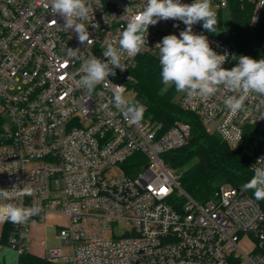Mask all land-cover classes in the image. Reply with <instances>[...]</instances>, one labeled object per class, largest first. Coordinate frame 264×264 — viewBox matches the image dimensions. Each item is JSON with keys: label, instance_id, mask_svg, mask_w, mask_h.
<instances>
[{"label": "built area", "instance_id": "built-area-1", "mask_svg": "<svg viewBox=\"0 0 264 264\" xmlns=\"http://www.w3.org/2000/svg\"><path fill=\"white\" fill-rule=\"evenodd\" d=\"M145 3L88 0L93 11L85 23L92 42L81 43L74 31L63 29L51 0H0V115L9 117V127L0 129V189L30 186L31 195L10 202L42 208L27 223L15 224L9 246L27 250L31 222L57 213L67 219L57 238L68 250L50 249L45 258L54 264H264V212L257 201L223 184L199 203L165 162L166 153L189 143L191 126L177 121L164 130L147 117L143 104L137 105L143 108L140 117L128 112L133 99L124 95L133 94L130 72L138 58L159 62L157 43L166 35L179 37L187 27L182 21L150 25L141 52L125 56L124 70L116 68L110 82L91 94L77 86L84 61L93 55L106 61V41H118ZM233 4L252 5L250 24L258 23L264 0H212L215 11ZM192 31L227 55L225 69L238 63L231 48L200 22ZM68 49H79L78 57ZM117 92L125 104H116ZM233 94L222 89L207 99H190L179 93L177 102L199 116L208 133L236 148L250 127L264 137V119L256 110L264 97L253 93L244 110L232 113L223 101ZM261 156L264 142L252 172Z\"/></svg>", "mask_w": 264, "mask_h": 264}, {"label": "clouds", "instance_id": "clouds-1", "mask_svg": "<svg viewBox=\"0 0 264 264\" xmlns=\"http://www.w3.org/2000/svg\"><path fill=\"white\" fill-rule=\"evenodd\" d=\"M51 8L53 14H59L64 19L65 31H74L81 43L92 42L85 23L93 11L88 0H51ZM169 19L182 21L187 27L179 37L166 35L156 45L165 90L174 85L177 93H184L190 99H207L222 89L228 90L234 94L226 96L223 102L232 113L244 110L245 101L251 94L264 97V59L241 55L234 67L225 69L223 65L227 55L217 54L205 35L193 33L192 26L200 21L208 32L216 31L218 19L212 0H194L191 4H183L181 0H146L142 9L129 18L127 26L119 33L118 41H106L103 46L106 61L95 55L84 61L81 68L83 75L77 86L86 94H91L97 85L110 82L107 78L115 75L116 68L124 70L121 60L125 56L135 57L141 52L149 26ZM68 52L70 57L77 58L79 49H68ZM115 102L118 106L126 103L119 92L115 94ZM256 110L261 114L260 119H264V99L256 105ZM142 111V106L128 109L134 118L140 117ZM253 172L252 178L241 186V191L252 190L256 200H264V156L253 165ZM31 194L32 189L27 185L22 189H0V201H9L0 203V223L25 224L39 215L42 211L39 206L23 207L10 202L15 197Z\"/></svg>", "mask_w": 264, "mask_h": 264}, {"label": "trees", "instance_id": "trees-1", "mask_svg": "<svg viewBox=\"0 0 264 264\" xmlns=\"http://www.w3.org/2000/svg\"><path fill=\"white\" fill-rule=\"evenodd\" d=\"M253 10L252 5L243 8L233 4L228 10L216 11L218 24L215 32L205 30L203 21H200V25L203 31L220 38L231 48L235 61L241 55L264 59V9L255 26L250 24ZM227 21L230 26H226ZM160 73L161 65L155 58L147 55L138 58L130 72L132 106L145 105L147 117L164 130L177 121L191 126L192 138L189 143L163 156L165 162L179 172L180 187L199 203L210 200L223 184L241 190V186L254 175L251 167L263 145V135L258 129L250 127L241 143L231 148L218 134L208 133L199 116L180 106L176 100L179 93L175 86L165 90ZM3 125L4 118L0 115V129ZM245 193L257 201L264 212V200H256L252 190ZM14 226L11 222H3L0 245H9ZM18 264L54 263L25 250L18 254Z\"/></svg>", "mask_w": 264, "mask_h": 264}, {"label": "crops", "instance_id": "crops-1", "mask_svg": "<svg viewBox=\"0 0 264 264\" xmlns=\"http://www.w3.org/2000/svg\"><path fill=\"white\" fill-rule=\"evenodd\" d=\"M67 223V219L63 214L57 213H49L46 216V221H33L29 226V232L25 241V246L27 250L41 258H45L46 251H47V244L50 240V235L54 233V237L57 241L61 242L57 238L58 231L61 227L65 226ZM2 224L0 223V237H1V230ZM5 254V252H4ZM14 264L7 260L5 256L1 257L0 253V264Z\"/></svg>", "mask_w": 264, "mask_h": 264}, {"label": "rangeland", "instance_id": "rangeland-1", "mask_svg": "<svg viewBox=\"0 0 264 264\" xmlns=\"http://www.w3.org/2000/svg\"><path fill=\"white\" fill-rule=\"evenodd\" d=\"M226 26H230L229 21L226 22ZM132 98H133L132 93L124 95L125 100H131ZM176 100H178V96H177ZM3 118H4V127L5 128L9 127L8 115L4 114ZM176 173L178 174L179 172H176ZM53 248H61L64 252H66L68 250V248L65 247L62 242H59L55 239L54 233H52L50 235V240L47 244V251L46 252H48L50 249H53ZM4 252H5V254H4ZM0 253H1V257L5 256L7 258V260H9V262L10 261L12 262V260H13L15 262L14 264H18L19 252L17 250L12 249L9 245H7V244L0 245ZM46 255H47V253H46ZM46 255H45V257H46Z\"/></svg>", "mask_w": 264, "mask_h": 264}]
</instances>
